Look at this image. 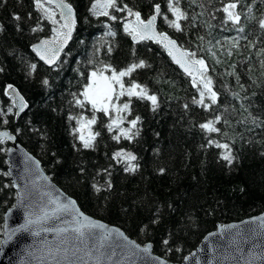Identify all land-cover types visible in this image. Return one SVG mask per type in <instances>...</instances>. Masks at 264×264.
I'll return each mask as SVG.
<instances>
[{
  "label": "trees",
  "instance_id": "trees-1",
  "mask_svg": "<svg viewBox=\"0 0 264 264\" xmlns=\"http://www.w3.org/2000/svg\"><path fill=\"white\" fill-rule=\"evenodd\" d=\"M68 1L77 11V30L59 63L48 67L31 47L53 35L51 22L36 9L34 0H0V127L16 134L86 213L119 226L141 244L153 243L154 252L172 262H182L219 224L264 212V29L259 26L264 0H240L237 26L225 22L221 11L230 0H179L187 17L180 21V32L159 17L160 31L208 65L207 74L218 94L214 105L205 97L208 108L193 103L200 99L198 87L172 63L161 44L134 43L124 32L126 11L109 9L117 17L113 21L93 15L96 0ZM167 3L117 0L118 7L127 5L143 19L160 4L163 15L174 20ZM239 27L244 31L239 32ZM141 60L147 66L125 77V83L135 81L155 94V111L150 101L132 98L131 114L125 113V120L130 126L128 121L139 116L132 130L139 134L119 141L112 138L118 129L108 131L109 117L96 113L92 132L100 135L93 148L84 149L79 133H74L77 121L69 117L91 118L93 113L90 105H76L74 94L83 99L79 93L86 76L102 63L119 71ZM8 85L17 86L28 102L18 117L12 99L5 95ZM217 116L221 119L214 126L219 132L200 128ZM216 142L227 143L229 149L217 148ZM7 147V142L0 143V239L5 211L17 196L7 172ZM118 151L131 153L136 160L114 158ZM226 151L233 157L231 164L221 158ZM129 164L134 171L125 170Z\"/></svg>",
  "mask_w": 264,
  "mask_h": 264
},
{
  "label": "snow or ice",
  "instance_id": "snow-or-ice-1",
  "mask_svg": "<svg viewBox=\"0 0 264 264\" xmlns=\"http://www.w3.org/2000/svg\"><path fill=\"white\" fill-rule=\"evenodd\" d=\"M240 0H230L229 3L225 4L221 11L225 14V22H231L232 25L237 26L241 23V15L236 11ZM34 4L37 10L41 11L44 16L51 22L53 25L51 31L53 33L51 39L42 40L39 44L33 46V51L39 56V58L44 61L47 65H56V62L59 58L60 52L63 50V47L72 37V32L75 26V18L70 3H66L65 0H34ZM46 5H55V8H58L59 11V20L56 19V12L52 7ZM154 14L150 16L147 20L141 18V13L139 11L133 12L127 5L124 7H118L117 0H96L92 5L93 15H102L108 17L110 20H117L115 15H110L109 9H114L116 11L124 12L126 11L128 16H134V20H130L124 24L123 30L127 33L133 42H139L144 40H154L157 44H161L167 51L172 60L183 69V71L192 78L193 86L198 87L200 99L193 100V103L200 104L205 108L210 107V105L205 104V96L211 101V104H216L218 100V94L213 90V80L207 74L209 71L208 65L205 60L202 58H195L196 53L180 49L177 45V41L170 38L167 33L158 32L156 30L157 18L163 16L164 21L168 24L169 27L174 28L177 32L182 31V26L180 21L186 19L184 11L179 7V0H168L167 8L171 12L172 16L175 17L174 20H169L166 15H163L160 4H155ZM251 11V9H249ZM15 19L19 20L20 17L16 16ZM61 21L63 23H61ZM259 26L261 29H264V19L259 21ZM42 30V29H33V31ZM239 32H243V27L237 29ZM108 35L115 36L114 32H109ZM201 39H203L201 37ZM238 46V42H235L234 45ZM109 53H111L112 48H108ZM261 53H264V49L261 50ZM89 63H95V61H89ZM261 65L264 66V61H261ZM147 65L145 61L141 60L138 63H132L125 69L117 70L112 67L110 64H101L100 67L94 68L86 76L87 83L83 85V90L79 93V96H82L83 99H80L74 94V102L80 108H85L86 105L91 106L92 116L91 118L80 117H69V119H76L78 127L74 130L79 133L78 139L82 144L84 149H90L94 147V141L97 136L100 135L98 132H92L91 127L97 122L96 113H103L106 117H109L110 123L107 124L108 131H113V129H118L119 134L114 135L112 138L119 141L121 137L126 140H132L136 135L139 134L137 131H132L137 128L138 123L140 122V117L136 116L134 119L128 121L131 127H122L125 122L126 117L124 113L131 114V100L132 98H137L138 100H147L151 102L152 110L155 111L158 106V97L155 94H149L147 87L142 86L141 84L130 81L125 83V77H131L132 73L137 69L145 68ZM36 65H31V69L34 71ZM2 71V69H0ZM110 72V75L106 73ZM45 85L48 84L47 80H44ZM15 92V89L12 85H8L5 90V95H8L9 92ZM128 97V100L122 103H116L122 97ZM20 111H23L26 104H24L23 98L21 97ZM13 104H15V99H13ZM187 107V105H185ZM8 113L12 112V108H8ZM115 113V117H112V113ZM19 115V113H17ZM221 119L220 116L215 117V120H210L206 123H202L200 128L202 130H207L209 133L219 132L220 129L215 127V123L219 122ZM4 123H7L5 120ZM85 129H88L87 136H85ZM4 139L13 140L14 136L10 135L7 132H0V143H3ZM213 141L209 140V144H212ZM215 146L220 149H229L227 143L216 142ZM116 159H126L127 161H134L136 157L131 153H126L123 151H118L114 154ZM221 158L224 161H227L229 164L232 163L233 157L230 151H226L222 154ZM29 159H32L29 157ZM33 163H37L33 161ZM126 171H134L135 166L129 164L125 169ZM163 173V169L160 170ZM10 175V173H8ZM47 179V177H45ZM110 188L111 185L109 184ZM93 188L98 192L101 189L93 185ZM56 207L52 210H47L43 207H40L37 210V213H32L30 215H35V220L29 218L26 221V224L22 226V230H27L28 225L32 224H41L48 221L51 217L57 215V213H69L74 218L75 227L70 229L68 228H43L45 232L55 231L57 233H74L75 239L83 243L86 235L91 232L93 229H102L105 232L104 239H108L112 232L117 233L124 240H127V237L124 236L122 232H119L118 229H112L109 231L107 226L101 224L97 221L90 219L87 215L81 212L76 207V202L72 199H68L66 203L60 201H53ZM261 219V227H264V218ZM235 227V226H233ZM33 235H40L39 231L33 232ZM67 238L65 237V240ZM133 247L139 249V245H135L134 242H131ZM164 244H168V241L165 240ZM102 246V245H101ZM150 246L142 249L143 252L147 253ZM80 249L76 248H56L54 251L49 252V255H52L54 258L62 256L65 264H77V259L81 264H88V261L84 257H91V251L84 250V256L77 257V253ZM115 254L114 252L112 253ZM135 255V253H133ZM74 257L76 259H74ZM264 259V256L261 257ZM56 264H61V260L57 259ZM95 264H103L102 258L97 257ZM159 264H166V261L160 260ZM247 264H252V261H248Z\"/></svg>",
  "mask_w": 264,
  "mask_h": 264
},
{
  "label": "water",
  "instance_id": "water-1",
  "mask_svg": "<svg viewBox=\"0 0 264 264\" xmlns=\"http://www.w3.org/2000/svg\"><path fill=\"white\" fill-rule=\"evenodd\" d=\"M65 2L72 5L75 26L72 37L60 52L56 65L70 46L78 25L76 8L68 0H65ZM49 6L55 8V5ZM55 9L59 16L60 10L58 8ZM236 11L239 12L238 8ZM41 14L44 16L42 12ZM134 19L135 17L132 18V20ZM61 23L63 22L61 21ZM156 30L167 33L160 31L159 17L156 22ZM167 34L170 38L177 41L180 49L187 50L179 44L176 38L169 33ZM51 37H42L31 47L34 55L42 63L44 61L33 51V46L39 44L42 40L51 39ZM140 42L142 41L134 43ZM163 49L167 52L172 63L186 74L172 60L168 51L164 47ZM45 65L48 67L55 66ZM12 87L15 89V92L10 91L8 96L12 99V102L15 99L13 107L18 117L27 110L28 102L17 86L12 85ZM21 97L23 98L22 102L27 105L23 111H20ZM0 132H7L15 137L13 140L4 139L3 142L8 143L7 159L9 165L7 172L10 173L8 176L17 194L14 205L8 208L4 214L3 232L0 239V264H56L57 259L61 260V264H65L62 256L54 258L52 255H49L50 250L54 251L58 247L80 249L77 257L84 256V250L91 251L92 256L90 258L84 257L88 261V264H95L97 257L102 258L103 264H159L160 260L166 261V264H247L248 261H252V264H264V259L261 258L264 256V227H261L260 219L264 218V212L240 221L219 224L216 229L204 236L200 244L182 262H172L154 252L153 243L147 242L141 244L130 237L119 226L86 213L80 207L78 201L52 179L42 165L41 160L18 141L15 133L5 127H0ZM29 157L32 159H29ZM33 161L38 162V164L33 163ZM68 199L74 200L76 207L81 212L90 219L106 225L109 231L118 229L119 232H122L127 237V240H124L115 232H112L108 239H104V230L93 229L86 235L83 243H81L75 239L74 233L45 232L42 230L43 228L70 229L75 227L74 218L69 213H57L56 216L51 217L46 222L28 225L27 230H22V226L26 224L29 218L35 220L36 216L30 214L37 213L40 207L50 211L56 207L53 201L66 203ZM36 231H39L40 235H33V232ZM65 237L67 238L66 240ZM131 242L139 245V249L134 248ZM148 246H150L149 251L147 253L143 252L142 249ZM113 252L115 253L114 255L112 254ZM74 259L76 258L74 257ZM77 264H81L78 259Z\"/></svg>",
  "mask_w": 264,
  "mask_h": 264
},
{
  "label": "rangeland",
  "instance_id": "rangeland-1",
  "mask_svg": "<svg viewBox=\"0 0 264 264\" xmlns=\"http://www.w3.org/2000/svg\"><path fill=\"white\" fill-rule=\"evenodd\" d=\"M46 6L51 7V6H49V5H46ZM52 8H53V7H52ZM53 9H54V11L56 12V19L59 20V16H58V12H57V10H56L55 8H53ZM127 17H128V19H129L128 21H130V20H132V18H133L134 16H133V17H132V16H131V17H130V16H127ZM128 21H127V22H128ZM127 22H126V23H127ZM106 74H107V75H110V72H107ZM205 97H207V94H206ZM116 103H122V102H121V99H120L119 101H116ZM115 115H116V114L113 112V113H112V117L114 118ZM123 115L125 116V113H124ZM85 118H86V117H85ZM122 127H126V128H128V127H130V126H129L128 124H126V120H125V122H124V124L122 125ZM91 131H92V127H91ZM87 133H88V129H85V132H84L85 136H87ZM125 160H126V159H125ZM129 162H132V161H129Z\"/></svg>",
  "mask_w": 264,
  "mask_h": 264
}]
</instances>
